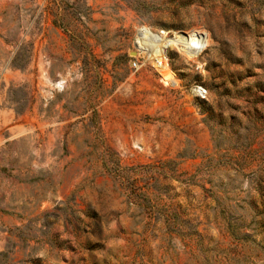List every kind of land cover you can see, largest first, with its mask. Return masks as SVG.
Listing matches in <instances>:
<instances>
[{
    "label": "rangeland",
    "instance_id": "obj_1",
    "mask_svg": "<svg viewBox=\"0 0 264 264\" xmlns=\"http://www.w3.org/2000/svg\"><path fill=\"white\" fill-rule=\"evenodd\" d=\"M0 252L264 264V0H0Z\"/></svg>",
    "mask_w": 264,
    "mask_h": 264
},
{
    "label": "bare ground",
    "instance_id": "obj_2",
    "mask_svg": "<svg viewBox=\"0 0 264 264\" xmlns=\"http://www.w3.org/2000/svg\"><path fill=\"white\" fill-rule=\"evenodd\" d=\"M150 31L143 27L139 29L136 37V45L140 50H144L147 59H149L161 72H169L168 77H171V71L167 64V60L164 55V47L170 46L173 43L179 44V46L187 53L193 54L197 52L202 46H204V36L198 34L179 35L175 40L165 39L158 34H151L147 36ZM197 36H201L199 43L195 45ZM199 38V37H198Z\"/></svg>",
    "mask_w": 264,
    "mask_h": 264
},
{
    "label": "built area",
    "instance_id": "obj_3",
    "mask_svg": "<svg viewBox=\"0 0 264 264\" xmlns=\"http://www.w3.org/2000/svg\"><path fill=\"white\" fill-rule=\"evenodd\" d=\"M143 27H145V26H142V27L138 28V29H137V32L139 31V29H141V28H143ZM146 28H147V27H146ZM147 29H148V28H147ZM148 30H149V29H148ZM149 31H150V33L147 35V36H149V37H151V36H150L151 34H157L156 32L153 33L151 30H149ZM137 55H138V54H137ZM132 66H133L134 68L137 66L136 61H134V60L132 61ZM156 70H157V69H156ZM157 71H158V70H157ZM158 72H159V71H158Z\"/></svg>",
    "mask_w": 264,
    "mask_h": 264
},
{
    "label": "trees",
    "instance_id": "obj_4",
    "mask_svg": "<svg viewBox=\"0 0 264 264\" xmlns=\"http://www.w3.org/2000/svg\"><path fill=\"white\" fill-rule=\"evenodd\" d=\"M4 255V253L0 252V256Z\"/></svg>",
    "mask_w": 264,
    "mask_h": 264
}]
</instances>
